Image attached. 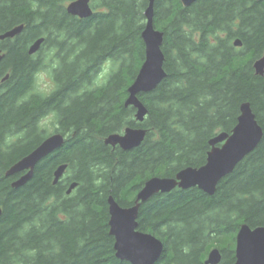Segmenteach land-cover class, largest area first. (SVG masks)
<instances>
[{
    "label": "trees",
    "instance_id": "obj_1",
    "mask_svg": "<svg viewBox=\"0 0 264 264\" xmlns=\"http://www.w3.org/2000/svg\"><path fill=\"white\" fill-rule=\"evenodd\" d=\"M69 1L0 0V33L23 25L0 40V264H131L115 256L108 196L129 206L151 176L203 165L209 140L231 131L247 101L262 139L215 192H158L140 204L137 217L138 229L164 244L155 264H205L212 247L221 252L218 264H232L240 224L264 226V73L253 68L264 54V0H196L188 6L154 0L166 75L152 91L138 94L147 108L141 122L124 101L144 59L148 0H90L93 12L86 18L69 14ZM40 36V49L29 54ZM106 62L109 70L98 83ZM43 68L58 85L47 95L33 79ZM52 112L53 132L64 135L63 145L35 165L25 184L11 186L20 174L5 176L6 169L52 133L41 123ZM126 126L146 129L138 146L104 143ZM62 163L67 167L53 184Z\"/></svg>",
    "mask_w": 264,
    "mask_h": 264
},
{
    "label": "water",
    "instance_id": "obj_2",
    "mask_svg": "<svg viewBox=\"0 0 264 264\" xmlns=\"http://www.w3.org/2000/svg\"><path fill=\"white\" fill-rule=\"evenodd\" d=\"M183 6H188L196 0H180ZM69 14L80 18L89 17L93 9L90 0H70L66 6ZM145 24L141 32L144 42V59L135 78L128 86V95L124 105L134 107V119L143 121L147 108L139 99V93L152 91L166 73L163 68L164 54L161 49L163 32L154 26V0H148L144 9ZM23 28L17 25L0 33V40L12 38ZM44 37L36 38L29 46L28 53L37 52ZM234 45H241L239 39L234 40ZM4 53L0 49V60ZM255 73H264V54L253 61ZM240 113L236 124L230 132H219L214 135L209 144L211 148L207 152L206 161L199 167L187 166L181 168L172 177L154 175L144 181L137 191L133 204L122 206L114 196L109 195L108 203V226L109 234L113 236V248L115 256L120 260H126L131 264H155L164 250L162 240L151 232L138 229V210L140 204L148 200L158 192H169L178 187L187 189L197 187L205 193L212 195L216 190L217 183L233 171L239 161L250 153L261 141L263 130L256 119L249 102L240 104ZM146 135L143 127L126 126L122 132H114L104 137V143L118 145L123 150H129L138 146ZM64 135L53 132L47 135L34 149L22 156L10 165L5 176L21 173L11 182V186L19 187L25 184L33 175L35 165L49 153L61 147ZM67 165L59 164L53 172V184L64 174ZM77 185L73 181L69 184L66 193H70ZM1 214V208H0ZM235 260L232 264H264V226L251 227L243 222L240 224L235 235ZM221 260V252L218 247H212L205 264H218Z\"/></svg>",
    "mask_w": 264,
    "mask_h": 264
},
{
    "label": "rangeland",
    "instance_id": "obj_3",
    "mask_svg": "<svg viewBox=\"0 0 264 264\" xmlns=\"http://www.w3.org/2000/svg\"><path fill=\"white\" fill-rule=\"evenodd\" d=\"M110 63L106 62L102 65V71L96 78V82H100L103 75L109 70ZM42 70H47L46 68H43ZM51 75V74H50ZM52 79V78H51ZM53 81V80H52ZM36 89L42 93H45L48 88V79L44 77H40L36 79ZM42 126L46 129L47 132H53L55 128L54 119H46L44 118L42 120Z\"/></svg>",
    "mask_w": 264,
    "mask_h": 264
},
{
    "label": "clouds",
    "instance_id": "obj_4",
    "mask_svg": "<svg viewBox=\"0 0 264 264\" xmlns=\"http://www.w3.org/2000/svg\"><path fill=\"white\" fill-rule=\"evenodd\" d=\"M57 67V64L56 63H53L52 66H51V69H54ZM51 69H47V70H38L36 73H34V82L37 78H40V77H44V78H47L48 79V88L46 90V92L44 93L45 95L53 92L57 87L58 85L52 81L51 79V75H50V72H51ZM56 113L55 112H52V113H49L48 116L46 117V119H54L56 118Z\"/></svg>",
    "mask_w": 264,
    "mask_h": 264
},
{
    "label": "bare ground",
    "instance_id": "obj_5",
    "mask_svg": "<svg viewBox=\"0 0 264 264\" xmlns=\"http://www.w3.org/2000/svg\"><path fill=\"white\" fill-rule=\"evenodd\" d=\"M52 133H53V132H52ZM103 140H104V139H103ZM18 174H20V175H21V173H18ZM20 175H19V176H20ZM19 176H17V177H19ZM17 177H16V178H17ZM171 177H172V176H171ZM75 182H76V181H75Z\"/></svg>",
    "mask_w": 264,
    "mask_h": 264
},
{
    "label": "flooded vegetation",
    "instance_id": "obj_6",
    "mask_svg": "<svg viewBox=\"0 0 264 264\" xmlns=\"http://www.w3.org/2000/svg\"><path fill=\"white\" fill-rule=\"evenodd\" d=\"M67 4V3H66Z\"/></svg>",
    "mask_w": 264,
    "mask_h": 264
}]
</instances>
